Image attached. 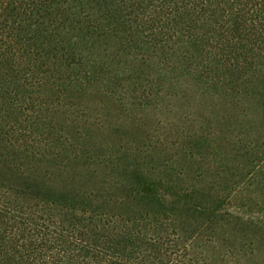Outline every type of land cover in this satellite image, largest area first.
<instances>
[{
	"label": "trees",
	"instance_id": "trees-1",
	"mask_svg": "<svg viewBox=\"0 0 264 264\" xmlns=\"http://www.w3.org/2000/svg\"><path fill=\"white\" fill-rule=\"evenodd\" d=\"M192 86L208 132L177 111ZM247 191L264 203V0H0V264H248L226 230L264 237Z\"/></svg>",
	"mask_w": 264,
	"mask_h": 264
},
{
	"label": "rangeland",
	"instance_id": "rangeland-1",
	"mask_svg": "<svg viewBox=\"0 0 264 264\" xmlns=\"http://www.w3.org/2000/svg\"><path fill=\"white\" fill-rule=\"evenodd\" d=\"M201 92V91H200ZM196 90L195 87H191L189 89V92L186 94L185 98H182L178 104H177V111L180 114V117L183 116L185 119L187 117L189 118H198L200 120V126L204 128L206 132H208V110H210V107L212 104H214V99H210L208 97V93L202 94ZM200 93V94H199ZM88 96H85L84 98H80L81 102L88 103V107L90 109H96V110H102L101 106L99 105L100 102L95 103L94 101L89 100ZM89 100V101H87ZM101 108V109H99ZM105 114V116H108L111 120H124L127 122L130 126L129 128H124L123 131H125L124 135L131 136L132 138H136L141 136V133L144 132V129L149 131L150 127L153 126L154 122H147L145 126L144 119L145 117H141V123L140 126H137L135 128L133 124V116L130 118L129 116L119 115L118 112H116V109L114 108H107V110L101 111ZM107 114V115H106ZM135 114V111L132 113V115ZM123 121V122H124ZM132 123V125H131ZM150 126V127H149ZM192 169L194 170V174H199V183H204L205 181H208V151L205 152L204 157L197 160L194 165L192 166ZM186 181L190 183H195L196 180H190L186 178ZM242 194V193H241ZM244 194V193H243ZM246 198L243 196L241 197L240 202L238 203L239 210L245 215V216H254L260 226H264V203H261V197L259 195L258 202L256 203L253 198L257 197V193L252 191H247L245 193ZM250 198L252 199L250 201ZM264 202V201H263ZM249 228H247V227ZM246 228H228L226 227L227 232L232 235H229L230 241L229 245L232 246H241L244 250L250 251L253 250V254L250 258V260L247 262L248 264H264V237H258L257 240L255 239L253 242L251 241V232L250 225L246 224ZM234 229V230H233ZM250 234V235H249ZM244 235V236H241Z\"/></svg>",
	"mask_w": 264,
	"mask_h": 264
}]
</instances>
